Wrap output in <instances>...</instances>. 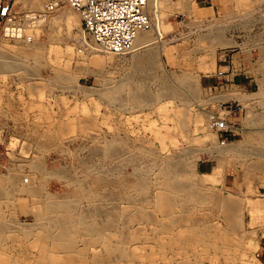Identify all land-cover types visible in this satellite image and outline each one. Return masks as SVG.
<instances>
[{
  "label": "rangeland",
  "instance_id": "1",
  "mask_svg": "<svg viewBox=\"0 0 264 264\" xmlns=\"http://www.w3.org/2000/svg\"><path fill=\"white\" fill-rule=\"evenodd\" d=\"M165 1L168 4L162 7L161 15L163 25L165 29L168 27V30L163 31V40L160 43H156L160 44L161 47L163 46L162 55L159 59V65L162 66L160 67L161 71L155 77L140 78L131 74L129 58L132 54H110L112 60H108V62L106 60L97 61L92 53V48L96 46L88 35L83 34L81 29L82 19L79 12L72 9L76 17L78 16V20L80 19L79 26H76V32L74 31L73 37L69 36V34L66 35L65 27L61 29L62 26L60 27L61 34L59 33L58 38H49L46 34L48 29L45 24L37 23L32 25V22L46 19V17L54 18L58 15L60 9L58 10L59 12L48 13L45 9V2L41 3L42 9H36L31 2L15 0L16 14L21 16L26 13L28 15L26 26L23 28V38L25 37L29 40L32 37L29 40L30 42L39 39L46 41L44 54L47 55L44 63L45 72L40 75H29L23 71L0 75V176H6L10 170H13L17 173L20 172L24 177L29 175V178L39 181L41 180L40 173L33 172L29 166L33 160H36L43 167L45 166L46 171L57 170V168L61 170L62 168L64 171L73 172L74 175L81 177L79 166L81 167L84 163L86 165L88 163L93 164L101 160L95 155L96 146L91 142L90 138H87L97 127V130H100L106 137H110L114 132L118 131L126 136L125 133L127 132L128 137L135 140L137 144L151 145L155 148L156 153H176L174 151L176 146L177 148L181 146L193 148V152H191L193 155L188 157L192 162L196 163V173L214 176L204 184V187L208 185L206 188L213 190L222 199L232 196L243 204L247 234L245 235V240H249L250 236L253 237L254 235L252 240H255L257 244L246 256L243 255L244 257L239 251H225V254L224 251L215 253V249H212L210 253H213L204 255L199 248H189L193 250H190V252L188 250L187 257L188 259L190 258V263L188 264H264L258 257L259 253L264 252V209H251V206L256 205V202L264 200V166L258 170L259 172H252L250 175L245 171L246 162L254 163L258 161V163L263 164L264 158H258L257 155L252 154L247 155L246 153H227L228 155L224 156L225 158H223L224 160L222 159L219 166L215 159L216 154H211L217 153L213 149V142L210 143L209 139H204L203 144L199 143L205 132H208L210 136L213 135L214 143L218 145L239 143L244 141L248 134L264 133V114L262 115L264 112V109H262L264 107V0H256V2L255 0H244L245 4L244 1L240 2L239 0H181L186 5L184 9L174 8L173 5L177 0ZM250 2H253L252 6ZM247 4L250 8L246 6ZM67 6L66 4L61 5L62 8ZM151 14L153 16L152 12ZM42 15L41 19L38 18ZM245 20H248V22ZM38 29H42V31H38ZM218 34H221V37L224 35L223 38L228 43L226 42L224 45L218 44L217 38L220 36ZM21 40L22 37L20 39L6 40V42L10 46L15 47L20 45ZM4 42L5 40H1L0 44ZM47 48L49 49L47 50ZM54 53L56 56H54ZM67 55L70 56L69 59H66L68 58ZM233 56H236V61H239L232 73L233 75L236 74V78L235 80L233 77L222 78L220 75L224 71L229 70L225 66L232 61ZM242 60L248 61L249 67L244 68ZM58 63V67L66 70L68 74L75 75V81L71 87H60L55 82L56 72L54 68ZM63 65H67L65 67L68 69L63 68ZM186 74L195 80L197 92L193 93L188 87L179 82V78ZM245 76L255 77L257 84L246 89ZM164 79H167L172 86L178 88L186 97L188 110L183 108L184 106L179 100L162 98L158 99L154 103L156 105H152L153 107L140 105L139 107L132 106L133 108H131L129 106L130 108L128 107L124 111L116 105L108 104L98 94L99 90L104 88L106 80H125L131 82L134 86L139 84L142 88L146 87L144 89L148 90L149 94L157 96L159 86ZM163 105L167 108L166 113L163 111L165 109H162ZM76 109L77 111H75ZM178 109H181L180 115L184 111L187 113V123L192 131L190 132L191 135L188 134V136L194 138L195 142L193 141V143L187 141V137H184L180 129L175 125L174 114L177 113L176 111H178L177 115L179 114ZM70 110L73 111L71 112ZM82 112L86 115L89 113L91 116L94 114L96 120L93 116L83 115ZM89 116L91 119H87ZM212 116H215L220 121L226 120L230 128L229 132L221 133L212 128L210 124ZM79 117L85 118L84 120L87 121H82V118L80 121L78 120ZM70 119H74V121ZM89 119L95 125H98L96 127L95 125L91 126ZM62 120L63 122H61ZM124 120L125 122H123ZM71 121L74 123H71ZM83 122L84 129L82 127ZM61 123L62 125L65 123L63 128H66L64 130L66 133L59 132V130L63 131ZM70 123L72 132L67 127ZM89 125L90 132L86 131ZM79 127L82 129L80 130ZM175 127L177 129L176 132H174ZM198 127L208 129L201 131ZM72 128H74V132ZM159 130L174 132L172 135L167 133L173 137L169 141L170 137L166 135L164 137L166 144H164L159 136L157 137L155 134ZM67 131L71 133L69 134ZM64 133L65 136L63 135ZM103 134L102 136L104 137ZM142 139H144L143 143ZM167 141L171 142L172 145ZM173 143L178 144L173 147ZM110 163L112 162H104L105 165ZM214 168L216 169L213 170ZM122 169L126 173L133 171L131 167ZM245 175L246 177H244ZM249 177L251 178L250 182L248 181ZM114 179L119 180L117 174ZM44 180L49 185L50 193L59 195L65 190L72 191L71 188L67 189L68 187L65 186L64 181L58 178L46 177ZM62 195L65 197V194ZM6 198L0 197L2 215L7 219L8 215L12 213L8 219L18 222L22 226V230H32L29 225L33 223L31 212L34 209V202L32 199L18 196H14L13 200ZM10 200L12 201L10 202ZM9 203H12V207ZM199 208L192 206L191 210L193 211L191 212H195L194 215L202 217L205 214V219L217 222L215 209L201 206L200 211L204 213L202 214L199 212ZM14 210L16 220L12 217ZM141 223L134 225V229H143V226H145L144 232L147 230L150 232L149 234L147 231L146 234H149L150 242H152V225L147 222ZM148 227L149 229H147ZM22 230L15 229L3 235L0 243V259L3 261L0 264H36V256H39L41 252V245H39L41 242L39 238L35 237L37 234L26 237ZM8 235L11 236L9 237ZM5 236H8L9 239L4 240ZM233 236L237 237L236 235ZM33 240L35 242L39 241L38 243L36 242V246ZM30 242H33L34 247L33 245L31 246ZM2 246L6 248H2ZM151 247H148V249L155 250L154 247ZM38 248L39 250H37ZM168 250H166V253H172V251ZM221 253L223 254L222 257ZM179 260H181L180 257H176L175 261L179 262Z\"/></svg>",
  "mask_w": 264,
  "mask_h": 264
},
{
  "label": "bare ground",
  "instance_id": "2",
  "mask_svg": "<svg viewBox=\"0 0 264 264\" xmlns=\"http://www.w3.org/2000/svg\"><path fill=\"white\" fill-rule=\"evenodd\" d=\"M20 1L31 2L32 6L36 9H42L41 3L45 2V0ZM239 1L242 2L244 0ZM252 3L250 2L251 6ZM167 4L165 0H149V12L150 14L151 12L153 13L151 17L154 25L151 30L141 32L138 35L136 49L131 53L132 55L129 58L132 76L150 78L155 77L161 71L160 67L162 66L159 65V59L162 55L163 46L161 47L160 44L156 43H160V41L163 40V31L168 28L166 27L165 29L161 15L162 7ZM66 5L68 6L65 8L59 6L58 9L55 10L58 11L60 9L56 17H46V19L44 18L32 22V25L37 23L42 25L45 24V27L48 29L46 34L49 38H58L61 29L64 27L67 32L66 35L69 34V36L73 37L76 26H79L80 19L78 20V16L76 17L73 13V8L69 4ZM173 6L176 9H184L186 7L181 0H177ZM246 6L250 8L248 4ZM42 17L43 15L38 18L41 19ZM245 21L248 22V20ZM60 27L62 28L60 29ZM40 30L42 31V29H38V31ZM23 33L24 30L19 32L18 38L20 39L22 37L19 46H10L7 44L6 40V43L0 44V75H9L10 73L23 71L29 75L36 76L45 72L44 63L47 54L45 55L44 53L46 41L38 38L39 40H32V42H30L29 40L32 37H30L29 40L28 38H23ZM83 34L87 35L84 32ZM218 35H220L217 38L218 44H226L227 41L223 38L224 35L222 34V37L221 34ZM205 36L209 37L207 35ZM48 49L49 48H47V50ZM69 51L72 52L71 50ZM57 53L59 54V52ZM92 53L95 55L97 61L106 60L108 62V60H112L110 53L102 51L97 46L92 48ZM54 56H56V54ZM69 57L70 56L66 59H69ZM58 65L59 63L55 65L56 67L54 68L56 72V76L54 77L55 82L60 85V87H71V85L74 84L75 75L68 74L66 70L58 67ZM69 65L68 67L70 69ZM65 66L67 67V65ZM65 66L63 65V68L68 69ZM179 82L188 87L193 93L198 90L195 80L187 74L180 77ZM104 85V88H102V90L100 89L98 93L100 98L108 104L116 105L119 109L126 110L129 106L133 108L132 106L139 107L140 105L150 107L154 105L158 99L170 98L177 101L179 100L182 106H184L183 108L188 110V100L186 97L178 88L172 86L167 79H164L160 84L157 96L149 94L148 90L144 89L146 87L142 88L139 84L134 86L131 82L125 80H106ZM162 109H165L163 111L166 113L165 111L167 108H165L164 105ZM262 109H264V107ZM178 110L179 114L177 115L178 111H176V115L174 114V119L176 120L175 125L180 129L184 137H187V141L193 143V141L195 142L194 138L188 136L192 131L187 123V113L184 111V113L180 115L181 109ZM75 111H77V109ZM45 112H47V110H45ZM171 112H173V110ZM168 113L170 114V112ZM87 114L91 116V114ZM263 114L264 112L262 115ZM83 115L86 114L83 113ZM90 116L87 117V119H91L92 116L94 118V114ZM81 118L79 117L78 120ZM93 118V121L94 119L96 120V118ZM74 119L70 120L74 121ZM84 119L85 118H82V121ZM194 119L196 118L194 117ZM92 120H90V123L91 126H94L95 124ZM72 121L71 123H74ZM61 122H63V120ZM123 122H125V120ZM201 122L202 120L200 124ZM71 123L69 126L66 124L67 127H69L68 130L72 127ZM97 125H95V127ZM63 126H65V123L63 125L61 123L62 128ZM83 126L84 122L82 124V127ZM61 127L60 129H62ZM176 127L174 128V132L177 130ZM72 129L74 132V128ZM81 129L82 128H80V130ZM97 129L92 131L87 138H90L91 142L96 146L95 155L101 160L97 162L93 161V164L88 163L90 165H86L85 163L84 165L80 164L82 166H79L78 169L80 170L81 177L76 176V174L74 175L72 171V173L67 172V170L64 171L62 168L61 170L57 168V170L49 169L52 171H46L44 168L45 166L43 167V165L36 160H33L29 166L33 172L37 174L40 173L41 180L39 181H36L34 178H29V175L24 177L20 172L17 173L13 170H10L6 176H0V197H7L6 199L10 198L12 200L14 196L25 197V199L28 197L34 202V209L31 212L33 223L29 224L32 230H22V226L18 222L8 219L11 217L12 211L6 219L0 210V243L6 232H12L15 229L22 230L26 237L37 234L35 237L39 238L41 242L39 245H41L40 247L42 250L40 249V255L36 256V264H188L190 263V258L188 259L187 253L188 250L189 252L191 250L189 248H199L204 255L213 253H210L212 249H215V253H220L222 251H239L242 257H244L243 255L246 256L251 249L255 248L254 246H256L257 243L255 240H252L254 235L253 237L250 236L249 240H245V235L247 234L245 230L243 204L232 196L222 199L220 198L221 196L219 197L213 190L206 188L208 185L204 187V184L210 181L214 176L196 173V163L192 162L188 157L193 155V153H191L193 152V148L182 146L177 148L175 145L178 143H173L176 153L161 154L156 153L155 148L151 145L146 146L143 143L144 139H142L143 144H137L135 140L128 137L127 132L125 133L126 136L118 131L113 134L111 133L112 136L106 137L105 134ZM198 129L205 131L208 128L198 127ZM64 130H66V128H63V131L59 130V132L66 133ZM89 130L90 125L86 131ZM165 130L155 132L156 136H159L161 142L164 144H166L164 141L166 135L170 137L169 141L173 137L169 136L167 133L171 135L174 133H171V131L165 132ZM195 130L197 131V127ZM70 131L72 132V130ZM70 131L67 132L70 134ZM57 133L56 135H58ZM65 133L63 134L64 136ZM212 136H210L208 132H205L204 137L198 141L202 144L204 143V139H209L210 143L213 142V149L217 153L211 154H216L215 159L219 166L227 153H246L247 155L252 154L257 155L258 158H264V133L248 134L244 141L230 145L215 144V140ZM106 161L112 163L105 165L104 162ZM262 166H264V163H258V161L254 163L246 162L245 171L250 175L252 172L260 170ZM126 167H131L133 171L131 173H126L122 169ZM215 169L216 168L213 170ZM116 174L119 180L114 179ZM46 177H54L64 181L65 186L68 187L67 189L71 188L72 191L69 192L65 190V192L59 195L50 193L49 185L46 184L44 180ZM244 177H246V175ZM248 179L250 182L251 178L249 177ZM6 186L7 188H5ZM62 194H65V197H63ZM12 200H10V202ZM8 202L6 203L8 204ZM9 204L12 207V203ZM255 204L256 205L251 206L252 210L264 209V200L258 201ZM192 206L200 208L201 206H208L215 209V217L218 219L217 222L205 219V214L200 211V208L199 212L204 214L203 217L194 215L195 212H191L193 211L191 210ZM11 207L10 209H12ZM12 217L15 219V210ZM141 222H147L152 225V242H150V237L148 236L150 232L148 230L149 234H146L147 231L144 232L145 226H143V229L141 227V229H134V225ZM149 227L151 228V226ZM149 227L147 229H149ZM8 236H5L4 240L9 239L11 235ZM33 242L36 246L39 241H36V243L35 240H33ZM33 242L30 243L31 246L33 245L34 247V244H32ZM4 247L2 246V248ZM148 247H154L155 250L148 249ZM39 248L37 250H39ZM168 249L172 251V253H166ZM222 255L221 253V257ZM176 257H180L181 260L176 262ZM224 259L227 260L226 257H224ZM0 260V262L3 261L2 259ZM232 260L234 259L232 258Z\"/></svg>",
  "mask_w": 264,
  "mask_h": 264
},
{
  "label": "built area",
  "instance_id": "3",
  "mask_svg": "<svg viewBox=\"0 0 264 264\" xmlns=\"http://www.w3.org/2000/svg\"><path fill=\"white\" fill-rule=\"evenodd\" d=\"M65 3L81 15L83 32L98 48L110 54L133 53L138 35L154 25L149 0H45V9L54 12ZM15 8V0H0V41L18 39L26 26L28 15H17ZM210 121L218 132H229L226 120L212 116ZM258 257L264 262V252Z\"/></svg>",
  "mask_w": 264,
  "mask_h": 264
},
{
  "label": "crops",
  "instance_id": "4",
  "mask_svg": "<svg viewBox=\"0 0 264 264\" xmlns=\"http://www.w3.org/2000/svg\"><path fill=\"white\" fill-rule=\"evenodd\" d=\"M236 59H237V57L236 56H233V59H232V61L228 64V65H226L225 67L226 68H228L229 70L228 71H224L220 76L222 77V78H225V79H227V78H229V77H233L234 78V80H235V78H236V74L235 75H233L232 73H233V71H234V69H236V65H237V62H239V61H236ZM243 61V66H244V68L245 67H249V62L248 61H244V60H242ZM248 62V63H247ZM251 66V65H250ZM250 68H252V70H253V67L251 66ZM245 88L246 89H249V87L250 86H252V85H255V84H257V80H256V78L255 77H253V76H251V77H247V76H245Z\"/></svg>",
  "mask_w": 264,
  "mask_h": 264
}]
</instances>
